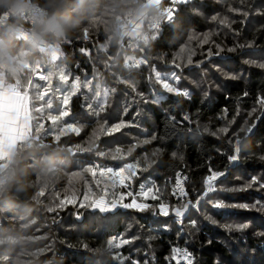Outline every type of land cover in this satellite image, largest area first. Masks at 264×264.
I'll return each mask as SVG.
<instances>
[{"label": "trees", "instance_id": "trees-1", "mask_svg": "<svg viewBox=\"0 0 264 264\" xmlns=\"http://www.w3.org/2000/svg\"><path fill=\"white\" fill-rule=\"evenodd\" d=\"M24 1L0 0V36L6 47L13 56L20 53L11 32V27L20 25L37 30L44 39L57 40L61 54L52 62L39 61L45 67L34 68L40 77L31 78L26 72L29 69L18 67L17 74L3 70L5 80L23 91L30 79L45 82L49 66L64 65L82 83L87 80L71 98L70 114L64 117L83 128L79 135L64 134L57 140L50 133L43 136L39 123L46 130L48 121L43 123L30 107L31 145L22 150L19 142L12 160L0 173V264H177L174 257L179 251L174 253L173 249L182 248L193 255V264H264V211L217 209L208 202L253 205L259 201L264 205V108L258 103L264 99V68L257 66L259 59L264 60V0L178 3L173 21L148 41L134 31L118 37L135 14L145 12L147 0H101L77 27L57 38L44 32L43 26L16 16ZM30 1L44 8L60 31L57 14L61 18L69 13L76 16L80 7V0ZM224 20L230 28L222 23ZM209 33V43L204 44L203 38ZM190 36L194 38L189 40ZM215 44L225 51L208 57L209 48L216 51ZM238 45L251 46L237 47L233 53L226 51ZM81 48L86 51L82 53ZM181 48H185L184 53ZM187 49L195 53L191 65L187 63ZM125 54L145 63L126 67ZM174 59L181 68L175 67ZM214 66L223 68L227 75L214 71ZM156 72L175 73L180 77L178 82H169L188 95L164 93L154 81ZM203 73L212 74V82H203ZM231 74L239 78L228 79ZM132 84L135 91L129 87ZM107 88L115 91L97 117L87 104L93 102L91 93ZM156 94H163L165 99L158 104L144 102ZM57 98L48 108L51 114L58 112ZM185 116L189 119L184 120ZM98 121L109 127L121 122L128 126L111 135L98 134L90 142ZM253 123L250 133L240 131ZM222 128L227 132H221ZM146 140L149 142L144 143ZM229 155L238 159L230 162ZM127 162H139L140 167L131 170L136 176L127 182L128 187L112 188L100 171L114 170ZM210 170L224 171L225 175L214 182L216 191L209 193L199 208L188 209L181 223L172 214L154 216L122 207L101 212L80 206L101 196L110 204L114 195L119 199L122 193L125 199L121 203H128L132 197L127 193L138 195L145 182L155 184L171 206L186 200L194 203L198 195H203V180ZM180 173L188 176L184 199L176 198L170 190ZM248 184L252 186L244 191H227ZM89 192L92 196L85 200ZM72 198L75 203L61 209V201ZM206 216L217 223H210ZM192 221H196L195 226ZM242 223L249 224L243 232L225 230L227 225ZM110 239L129 242L112 248Z\"/></svg>", "mask_w": 264, "mask_h": 264}, {"label": "snow or ice", "instance_id": "snow-or-ice-1", "mask_svg": "<svg viewBox=\"0 0 264 264\" xmlns=\"http://www.w3.org/2000/svg\"><path fill=\"white\" fill-rule=\"evenodd\" d=\"M188 2V0H173V3H186ZM230 11H235L234 9H229ZM244 15L246 16L247 13H244ZM167 18L168 20H172L173 18V9L170 7L167 9ZM213 19H217L216 17H213ZM223 24H225V26L227 27H231V25L228 23L227 20L222 21ZM211 33L206 34L203 38V43L204 44H208L210 37H211ZM194 37L190 36L189 40H192ZM85 39H87V35L85 37ZM251 45H238V46H234V47H230L227 48L226 51L228 53H233L237 51V47L239 48H244V47H250ZM215 48L216 51L214 52L212 50V48H209L208 50V57H212L213 55L215 56H220L221 53H223L225 51V48L220 45V44H215ZM189 52V55L187 57V63L189 65H191L193 63L192 61V55H194V51L192 49H187ZM82 53H84L86 50L81 48L80 50ZM181 53L185 52V48H181L180 49ZM173 64H175L176 68H181V64L180 63H176V60L174 59L172 61ZM200 63L202 64L203 61H200ZM244 63L248 64V63H255L252 61H244ZM141 64H143V62H141ZM139 66V65H137ZM258 67L264 68V63H260L257 65ZM217 71H219V69L217 68ZM179 76H177L175 73H172L170 75H165V74H161L159 72L155 73L154 76V81L155 83H158L159 85L162 86V89L167 92V93H173V94H178V95H185L187 96L188 93L187 92H181L180 90H178L175 86H173L172 83L169 82V80L172 81H177L179 80ZM228 79H232V80H236L239 78V76L237 74H231L229 76H227ZM66 84L68 85V87L66 89H60V95H59V107L57 108V111L60 112L62 111V115L64 117L69 116L70 114V109H69V105L71 103V98L73 96H75L80 90L81 88H84L82 86V82L80 80L79 77H75L72 79V82L69 84V80H70V74L67 75L65 78ZM83 83H87V80H85ZM129 87H131L133 89V91H135V85L132 84ZM90 92V89H87ZM115 91L114 88H107L102 92L99 93H91V99H92V103H88L87 104V109L92 111V114L99 117L100 113L104 111V104H106L107 102V97L113 93ZM46 96L48 95L47 93L45 94ZM141 98H143L142 94ZM244 95H247V93H244ZM86 99H88L86 97ZM165 99V97L163 96V94H156L154 95L153 99L151 101L149 100H144L145 103L151 102L154 104H158L161 100ZM25 103H26V98L22 97V96H16L12 101H10V105H11V110L12 112H17V111H23L25 108ZM258 103L261 105L262 108H264V99H260L258 101ZM96 105V107L94 108L93 105ZM226 111V110H225ZM237 115H239V111H237ZM189 118L187 116L184 117V120H188ZM235 121V117H233V121ZM7 126L11 129V131L13 133L18 132V129L15 128L14 126V122L10 119L7 120ZM128 125H126L125 123L121 122V123H117V124H113L110 127L107 125L106 122L104 121H98L97 123V127L96 129L93 131L92 136L89 138V141H95L97 139V135L98 134H108L111 135L114 132H117L119 130H121L124 127H127ZM68 130L72 133H75L76 135H79L83 125H77V124H72V123H68L67 124ZM255 127V124L253 123L251 125V127H247V128H241L240 131L241 132H251L252 128ZM191 130V128L189 129ZM227 128H222L220 129L221 132H227ZM153 139H155V137H153ZM149 141H144V143H148ZM120 149H117V153H119ZM235 151L238 153L240 151L239 149V141H237V146L235 148ZM131 152V149H129V153ZM113 159H116V156L112 157ZM238 159L237 155H229L228 156V160L230 162H234ZM140 167L139 162L133 164V163H128L125 164L123 167H120L118 170H113L112 168H107V169H102L100 171V175L101 176H105L106 174H111L112 176L118 178V183L122 186V187H128L129 184L127 183L128 181H131L135 176H136V172L135 171H131L132 169H138ZM144 171H147V169H143ZM91 174L93 176L96 175V171L95 169L90 170ZM211 171V170H210ZM225 175L224 171H211V174L208 175L204 180H203V184H204V192L203 195H198L195 198V202L193 203L192 200H187L185 203L180 204L179 206L176 207H172L169 203L166 202V200L162 197L161 194H159V190L156 188L155 184H153L152 186H145V185H140V191L138 193V195H134L133 193L129 192L127 193L128 196L132 197L131 201L128 203H121V201H123L125 199V195L122 193L119 196V199L114 198L112 200V202L109 204L103 196L99 197V198H92L90 200V202L85 205V204H81V207H90V208H96L99 209L101 212H108L111 211L117 207H122L124 209H131V210H135L141 213L144 212H151L154 216H163V217H168L170 214H174V216L177 218L176 222L177 223H181V218L184 217L185 213L188 211L189 207H195V208H199V205L201 203V201L204 199V197L208 196L209 193L216 191V188L214 186V182ZM117 181H113V183L115 184ZM256 182V178H253V183ZM251 184L246 185L243 188H230L227 189V191L229 192H239V191H244L246 190V188L251 187ZM261 187H264V185H261ZM175 188L176 190H178L179 194L183 197V196H187V193L185 192L184 187L182 186V182L179 178L176 179L175 182ZM90 196H92V193L89 192L88 195L85 196V200H89ZM148 200H152L155 201V204H149L147 202H139V201H148ZM210 204H212V206L214 208L217 209H244V210H256L258 212L260 211H264V205H260V202L257 201L256 204L253 205H249L247 203H243V204H235V203H225L222 200H217V201H208ZM74 204L75 203V198L72 199H65L61 201V205L62 208L64 209L65 207H67L68 204ZM205 219H207L210 223L212 224H216L217 221L211 217V216H206ZM193 226H195L196 221H192ZM165 227H167V225L165 224ZM247 228H249V224L248 223H242V224H237V225H227L225 226V230L228 232H243L244 230H246ZM129 241L127 240H121L119 242H116L113 239L108 240V245L109 247L112 248H120L123 244L128 243ZM86 247V246H85ZM180 251L179 249H173V252L176 253ZM182 255L186 258L187 260V264H193V258H192V254L189 253L186 249L183 250Z\"/></svg>", "mask_w": 264, "mask_h": 264}, {"label": "rangeland", "instance_id": "rangeland-1", "mask_svg": "<svg viewBox=\"0 0 264 264\" xmlns=\"http://www.w3.org/2000/svg\"><path fill=\"white\" fill-rule=\"evenodd\" d=\"M14 9L15 7L13 6L12 10ZM2 22L4 23L5 19H2ZM52 28L56 29V31L60 33L59 26L57 23H55V21L52 22ZM11 32L13 33V36H15L16 39L14 44H17L20 47V53L19 54L15 53L13 56V54L6 47V43L0 36V69L1 70L6 69L9 71V73L17 74L16 71L17 68L21 67V68L29 69L26 72L27 75L31 76V78L33 76L36 77L38 75H39L38 77H40L41 75L37 74V72L34 71V68L35 67L37 68L38 66L41 67L42 70H44L45 67L40 65V63L42 62L39 61L46 60V62H52L60 57L61 50L59 48L57 40L44 39L43 34L38 32L37 30H34L32 28H24L20 25L11 27ZM133 33L138 36V32L134 31ZM157 34H158V30L153 31L150 36L143 38V40L148 41L149 39L154 38ZM259 60L261 63H264L263 58ZM124 62L126 67H134L140 65L141 62H143V64L145 63L143 59H139L136 57L133 58L130 54H125ZM217 68L219 69V71H217ZM212 69L223 76L227 75L226 74L227 72L221 67L214 66L212 67ZM69 74H70V80H69V84H70L72 82V79L77 76H75L69 69H67L64 65L49 66L46 70L47 80L45 82L40 83L37 80L33 81V79H30L25 85V88L23 90L24 97L26 98V105L29 112H30V107L32 106V109L35 110L41 116L43 123L48 121L49 128L46 130L42 127V123H39V127H41L43 136H48V134L50 133L49 135L53 136L54 140L59 139L64 134L72 133L68 130L67 124L68 123L75 124L74 122L65 121L64 116L62 115V111L57 112L55 114H51L48 111V108H50L54 104L56 100V96H58L57 99L59 103L60 89H66L68 87V85H65L66 81L64 78ZM202 75H204L202 77L203 82L204 80L209 81V83L212 82L211 79L212 74L203 73ZM159 87H161V85H159ZM46 93L48 94L47 96L45 95ZM164 93L167 92L164 91ZM29 137H31L30 134ZM31 142L32 141L30 140V138L20 142V148H22L23 150L29 147V145H31ZM76 153L78 154L81 152H76ZM128 163L130 162L121 164L118 167L114 168V170H118L120 167H123L125 164ZM103 177L109 181L112 188L120 186V184L118 183V178L112 176L111 174H106ZM113 181H117V182L114 184ZM143 185L150 186V184L146 182L143 183ZM139 191H140V187H139ZM139 202H145V201H139ZM176 206L179 205H174L172 207H176Z\"/></svg>", "mask_w": 264, "mask_h": 264}, {"label": "built area", "instance_id": "built-area-1", "mask_svg": "<svg viewBox=\"0 0 264 264\" xmlns=\"http://www.w3.org/2000/svg\"><path fill=\"white\" fill-rule=\"evenodd\" d=\"M178 3H173V0H167L162 5L149 8L147 11L142 12L140 15L135 14L134 17L127 23L119 32L118 37L121 39L126 35H131L132 31L138 32V36L142 39L150 36L153 31L161 29L163 26L169 24L173 21L176 15ZM173 9V18L168 20L167 18V9ZM16 16L19 17L22 21H25L29 24H37L43 26V31L50 33L51 35H56L58 32L56 29L52 28V22L54 21L48 14L47 11L39 6L33 1L26 0L18 6ZM59 36V33L56 35ZM177 178L182 182V186L187 193V181L188 176L186 173H180ZM176 178V179H177ZM175 182L171 185V193L179 199H184L186 196H181L175 188ZM186 248L180 249V251L175 255V262L177 264H187L186 258L182 255L183 250ZM187 250V249H186ZM188 251V250H187ZM189 252V251H188ZM190 253V252H189ZM194 260V257L192 255Z\"/></svg>", "mask_w": 264, "mask_h": 264}, {"label": "crops", "instance_id": "crops-1", "mask_svg": "<svg viewBox=\"0 0 264 264\" xmlns=\"http://www.w3.org/2000/svg\"><path fill=\"white\" fill-rule=\"evenodd\" d=\"M162 0H147L149 8L158 6ZM16 96L24 97V92L5 80L4 71L0 69V173H3L13 158L16 146L29 138L30 114L25 103L23 111L12 112L10 101ZM14 122L18 132L13 133L7 126V120Z\"/></svg>", "mask_w": 264, "mask_h": 264}, {"label": "clouds", "instance_id": "clouds-1", "mask_svg": "<svg viewBox=\"0 0 264 264\" xmlns=\"http://www.w3.org/2000/svg\"><path fill=\"white\" fill-rule=\"evenodd\" d=\"M100 2L101 0H80V7L76 16H72L69 13L61 18L59 14H57L58 22L61 25L59 36L62 37L71 29L77 27L81 20L85 19L90 12L96 10ZM45 35H47V33H45ZM53 38H57L55 34L53 35Z\"/></svg>", "mask_w": 264, "mask_h": 264}, {"label": "bare ground", "instance_id": "bare-ground-1", "mask_svg": "<svg viewBox=\"0 0 264 264\" xmlns=\"http://www.w3.org/2000/svg\"><path fill=\"white\" fill-rule=\"evenodd\" d=\"M39 76V75H38Z\"/></svg>", "mask_w": 264, "mask_h": 264}]
</instances>
